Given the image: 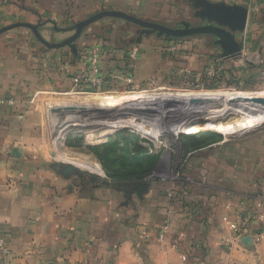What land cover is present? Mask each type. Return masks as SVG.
I'll return each mask as SVG.
<instances>
[{
	"label": "crops",
	"instance_id": "obj_1",
	"mask_svg": "<svg viewBox=\"0 0 264 264\" xmlns=\"http://www.w3.org/2000/svg\"><path fill=\"white\" fill-rule=\"evenodd\" d=\"M177 4L0 0V29L42 22L43 38L60 43L74 34L62 29L102 10L165 23ZM239 4L249 7V23L239 36L243 53L233 59L221 58V49L204 37L152 36L129 44L140 28L112 18L84 32L77 55L68 47L48 49L28 28L0 35V99L5 101L0 104V231L9 252L7 257L0 252V264H264V134L232 147L229 140L217 144L221 159L208 161L213 153L208 154L204 188L175 183L167 190L154 182L136 186L137 179L67 175L63 166L72 163L64 153L86 150L85 145L76 144V137L69 145L63 132L57 155L53 142L54 118L65 112L52 110L77 107L83 96L125 97L150 85L198 79L213 66L220 69L217 64L227 74L240 67L236 75L243 83L264 78V0ZM94 47L103 49L100 65L108 76L133 74L134 85L108 77L95 90L76 87L74 79L88 69V50ZM256 233H262L258 241Z\"/></svg>",
	"mask_w": 264,
	"mask_h": 264
},
{
	"label": "rangeland",
	"instance_id": "obj_2",
	"mask_svg": "<svg viewBox=\"0 0 264 264\" xmlns=\"http://www.w3.org/2000/svg\"><path fill=\"white\" fill-rule=\"evenodd\" d=\"M182 2L178 0V8L169 16L166 14L162 19L164 24L173 26L181 19H192L191 8ZM217 65L221 69L222 64ZM238 69L240 67L234 66L230 73L221 70L212 77L206 73L198 79L182 78L173 85H150L142 92L127 93L125 97H121L122 94L83 96L84 99L73 105L79 107L74 119L67 118L65 112L64 117H60L62 121L55 120V153L62 154V146L58 145L64 132V138L76 137L83 141L86 150L66 151L64 160L84 172L101 178L141 181L151 176V182L159 183L165 190L175 187V183L204 188V162L210 159V152L213 158L208 161L220 160V143L229 140L232 147L238 140L264 134V124L248 129L263 122L259 118L248 124L236 122L243 117L239 106L264 107V104L243 102L237 97L242 95L264 101V78H251L248 83H243L236 75ZM244 111V114L248 113L247 109ZM140 113L151 118L138 116ZM178 120L180 123L175 124ZM242 130L246 131L239 132ZM109 138L121 145L127 140L130 142L128 152H118L113 162L105 157L101 159L92 151L93 145L106 143ZM211 146H214L213 150ZM91 164L99 165L102 172L94 170Z\"/></svg>",
	"mask_w": 264,
	"mask_h": 264
},
{
	"label": "water",
	"instance_id": "obj_3",
	"mask_svg": "<svg viewBox=\"0 0 264 264\" xmlns=\"http://www.w3.org/2000/svg\"><path fill=\"white\" fill-rule=\"evenodd\" d=\"M184 4L188 5L196 19L205 25L193 27L192 24L186 20L181 21L178 26L183 28H172L164 23L153 22L138 18L130 13L116 10H102L88 19L81 21L70 29H62L64 31L74 32V34L60 43H52L43 38L41 34V27L44 23H16L0 29V35L13 30L15 28H28L32 30L36 38L48 49H60L68 47L72 53L77 55L78 41L82 38L84 32L93 24L104 19H120L134 24L140 28L139 34L135 39H132L129 44H141L145 38L152 36L164 40H181L193 38L196 36L205 37L213 36L215 38L214 45L221 49V58L233 59L242 55L245 46L244 39H239L248 27L249 23V7L242 4H227L222 1L212 0H182ZM61 30V29H57ZM78 107H64L55 108L52 113L59 114L70 110H76ZM175 110V109H174ZM65 174H89L95 179L97 175L84 172L74 164H67L63 166ZM150 182L143 180L136 183V186L146 188Z\"/></svg>",
	"mask_w": 264,
	"mask_h": 264
},
{
	"label": "built area",
	"instance_id": "obj_4",
	"mask_svg": "<svg viewBox=\"0 0 264 264\" xmlns=\"http://www.w3.org/2000/svg\"><path fill=\"white\" fill-rule=\"evenodd\" d=\"M225 2L227 4H239L243 0H218ZM89 54V66L88 69L81 72L77 77H75L74 82L76 87H90L93 90L100 88L104 84H106L108 80V74L102 70L100 65L101 63V56L103 54V49L101 47H94L88 50ZM221 69L217 68L216 66L211 67L207 71V76L212 77L216 76ZM114 81L118 80L123 82L126 86L134 85V75L133 74H124L122 72H116L111 77ZM5 101L0 99V104L4 103ZM110 116V114H108ZM112 116V115H111ZM138 116H142L143 118H151L148 115H142L141 113ZM113 117V116H112ZM97 118V117H96ZM95 119V118H93ZM148 182H151L153 179L151 176L145 179ZM163 181L166 178H162ZM262 236V233H256L254 236V241H258ZM0 252L3 254L4 257H7L9 252L5 248V239L3 233L0 231Z\"/></svg>",
	"mask_w": 264,
	"mask_h": 264
},
{
	"label": "bare ground",
	"instance_id": "obj_5",
	"mask_svg": "<svg viewBox=\"0 0 264 264\" xmlns=\"http://www.w3.org/2000/svg\"><path fill=\"white\" fill-rule=\"evenodd\" d=\"M244 104V103H243ZM258 105V104H257ZM260 105V104H259ZM175 106V105H174ZM185 106V105H184ZM209 106V105H208ZM215 106V105H214ZM264 106V105H263ZM159 107V106H158ZM177 107H179V106H177ZM181 107V106H180ZM195 108H198V107H203V105L202 106H194ZM206 108V107H205ZM216 108V107H215ZM155 109H157L156 107H155ZM162 109V108H161ZM193 109V108H192ZM238 109L239 110H241L240 112L242 113V115H243V117H242V120H239V121H236L237 122V124L238 125H240V124H248V123H251L252 121H254V120H257L256 118H259V121H263V122H260V123H257V125L256 126H253V127H251V128H248V129H252V128H254V127H257V126H259V125H262V124H264V113H263V110L261 111V109H264V107H259V106H247V105H242V106H239L238 107ZM247 109V111H248V113L247 114H244V113H246L244 110H246ZM77 110H70V111H67L66 112V117L67 118H69V119H74L75 117H76V112ZM243 111V112H242ZM183 113V112H182ZM261 113H262V115H261ZM90 114V113H89ZM154 115V114H153ZM54 116H57V115H54ZM63 116H64V114H63ZM174 116V115H173ZM82 117V116H81ZM85 117V116H84ZM59 117L57 116V117H55L54 118V122H53V124H54V126L56 125L55 124V120L56 119H58ZM66 118V119H67ZM87 118V117H86ZM90 118V117H89ZM153 118V117H152ZM179 118V117H178ZM59 120H61L60 118H59ZM63 120H65V119H63ZM62 121V120H61ZM176 121V120H175ZM178 122L180 123V120H178L175 124H178ZM222 122V121H221ZM246 122V123H245ZM247 129V130H248ZM244 131H246V130H242V131H239V132H244ZM232 134H235V133H232ZM91 167L94 169V170H98V171H101L102 172V170L100 169V167H99V165H97V164H91Z\"/></svg>",
	"mask_w": 264,
	"mask_h": 264
},
{
	"label": "trees",
	"instance_id": "obj_6",
	"mask_svg": "<svg viewBox=\"0 0 264 264\" xmlns=\"http://www.w3.org/2000/svg\"><path fill=\"white\" fill-rule=\"evenodd\" d=\"M174 41H180V40L177 39ZM68 139H69L68 144L71 145L72 142L70 140L73 139V137H68ZM77 142H80V143H76L78 145L83 144L81 142V140L80 141L77 140ZM129 148H130V142L128 140L123 145H121V143L118 142L117 140L109 138L108 142H106L100 146L92 147V151L97 153L101 159H102V157H103V159L108 158L109 161L113 162V161H115L118 152L124 151V153H126V151L128 152ZM136 155H137V153L134 156H136ZM126 179L129 180L128 178H122V180H126Z\"/></svg>",
	"mask_w": 264,
	"mask_h": 264
},
{
	"label": "flooded vegetation",
	"instance_id": "obj_7",
	"mask_svg": "<svg viewBox=\"0 0 264 264\" xmlns=\"http://www.w3.org/2000/svg\"><path fill=\"white\" fill-rule=\"evenodd\" d=\"M191 15H192V19L191 20H186L188 22H190L192 24L193 27H197V26H202V25H205L204 23H202L201 21H199L198 19H196L193 15V12L191 11ZM185 19H181L180 21H178L177 23H175L173 26H170L172 28H183L182 26H178V24L183 21ZM200 38V36H196V37H193V38ZM205 39H207V41H209L210 43H213L215 42V38L213 36H205L204 37Z\"/></svg>",
	"mask_w": 264,
	"mask_h": 264
}]
</instances>
